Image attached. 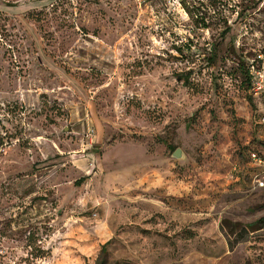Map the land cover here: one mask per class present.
I'll list each match as a JSON object with an SVG mask.
<instances>
[{"label":"rangeland","instance_id":"obj_1","mask_svg":"<svg viewBox=\"0 0 264 264\" xmlns=\"http://www.w3.org/2000/svg\"><path fill=\"white\" fill-rule=\"evenodd\" d=\"M180 2L0 0V264H264V0Z\"/></svg>","mask_w":264,"mask_h":264},{"label":"built area","instance_id":"obj_2","mask_svg":"<svg viewBox=\"0 0 264 264\" xmlns=\"http://www.w3.org/2000/svg\"><path fill=\"white\" fill-rule=\"evenodd\" d=\"M138 4L142 5L143 3H147V0H136ZM174 5L181 6L180 0H172ZM253 76V82H252V92L255 95H261L264 93V69H258L255 71H252ZM251 160L257 164V165H264V157L260 156L256 151L251 152ZM257 183L260 185H263L264 182L262 181L264 179L263 177H259V175H256Z\"/></svg>","mask_w":264,"mask_h":264},{"label":"trees","instance_id":"obj_3","mask_svg":"<svg viewBox=\"0 0 264 264\" xmlns=\"http://www.w3.org/2000/svg\"><path fill=\"white\" fill-rule=\"evenodd\" d=\"M250 71V70H249ZM248 71V72H249ZM251 72V71H250ZM249 72V73H250ZM248 73V74H249ZM249 78H250V82H251V79H252V76L249 74ZM252 85V82L250 83V86ZM257 152V151H256ZM260 156L261 153L260 152H257ZM263 157V156H262ZM84 178H81L80 180H78L76 183L79 184L83 181ZM109 260H108V252H107V248H106V244L103 246L102 250H101V253L99 255V257L97 258V261H96V264H108Z\"/></svg>","mask_w":264,"mask_h":264},{"label":"water","instance_id":"obj_4","mask_svg":"<svg viewBox=\"0 0 264 264\" xmlns=\"http://www.w3.org/2000/svg\"><path fill=\"white\" fill-rule=\"evenodd\" d=\"M183 153L182 150L180 148H178L175 152H174V156L176 157H182Z\"/></svg>","mask_w":264,"mask_h":264}]
</instances>
